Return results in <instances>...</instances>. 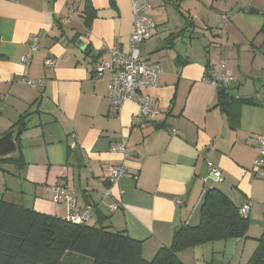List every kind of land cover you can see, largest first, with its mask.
<instances>
[{
  "label": "crops",
  "instance_id": "0c3cea01",
  "mask_svg": "<svg viewBox=\"0 0 264 264\" xmlns=\"http://www.w3.org/2000/svg\"><path fill=\"white\" fill-rule=\"evenodd\" d=\"M90 1L96 17L87 26L86 0H0V137L15 130L17 143L16 153L0 157L10 159L0 164V199L66 218L54 187L74 188L79 206L94 208L92 225L126 232L152 260L177 228L200 222L204 193L216 187L237 206L252 202L248 236L188 248L182 263L247 264L264 237V167L252 172L264 137V0H149L156 29L139 48L162 67L159 84L147 91L161 110L152 122L138 117L134 102L112 115L113 72L96 76L110 58L106 46L128 47L133 0ZM73 7L77 17H69ZM221 61L235 76L227 91L261 102L243 104L235 126L206 81ZM24 78L46 82L31 87ZM122 139L127 157L112 151ZM208 162L220 169V180ZM117 165L128 176L113 185Z\"/></svg>",
  "mask_w": 264,
  "mask_h": 264
},
{
  "label": "trees",
  "instance_id": "16d2710c",
  "mask_svg": "<svg viewBox=\"0 0 264 264\" xmlns=\"http://www.w3.org/2000/svg\"><path fill=\"white\" fill-rule=\"evenodd\" d=\"M96 10L86 0L85 23L90 26ZM264 31V26H263ZM172 35L168 42H173ZM218 103L235 126L243 104L255 98H237L218 89ZM21 129L24 120L15 126ZM10 161L1 158L0 164ZM249 215L219 188L205 191L200 222L177 228L170 246H163L152 260L143 256L142 242L110 225L75 224L65 218L41 213L22 204L0 199V264H183L180 253L209 241L248 236ZM247 264H264V237Z\"/></svg>",
  "mask_w": 264,
  "mask_h": 264
},
{
  "label": "built area",
  "instance_id": "2783aa9c",
  "mask_svg": "<svg viewBox=\"0 0 264 264\" xmlns=\"http://www.w3.org/2000/svg\"><path fill=\"white\" fill-rule=\"evenodd\" d=\"M151 3L149 0H133L134 24L127 49H122L116 45L106 46L105 51L110 55L109 59L103 60L96 68V76L102 78L108 70L113 72V76L108 81V94L111 100L112 115H116L126 102H134L138 105V117L147 122L155 121L161 113L156 99L148 93V89L159 84L162 67L159 62L151 61L143 57L139 45L148 41L153 36L156 29V22L149 15ZM78 11L75 7L71 9L69 17H77ZM227 21V20H226ZM32 50H37V38H32ZM31 56H22L24 63H29ZM55 59L48 58L45 64L49 67L55 66ZM23 81L31 87L44 85V79L24 78ZM206 81L217 89L230 87L235 76L228 67L226 61H221L218 68L212 67L206 76ZM113 152H120L125 157L128 156L127 140L122 139L112 146ZM257 157L253 162L252 172H258L264 167V137L258 138ZM211 174L216 180H220L221 171L213 162H208ZM128 176L127 168L124 165L114 166L109 175L111 184H117L122 178ZM112 191L105 190L104 195L108 196ZM79 192L67 186L54 187V201L67 207L68 214L66 220L75 224H87L91 222L94 208L87 206L82 209L78 202ZM181 203L180 199L176 200ZM252 202L245 201L240 206V212L248 216L252 210ZM121 207V203L115 202L111 205V210Z\"/></svg>",
  "mask_w": 264,
  "mask_h": 264
},
{
  "label": "water",
  "instance_id": "95a60500",
  "mask_svg": "<svg viewBox=\"0 0 264 264\" xmlns=\"http://www.w3.org/2000/svg\"><path fill=\"white\" fill-rule=\"evenodd\" d=\"M252 13H258V10L251 9ZM86 46L84 45V48ZM16 131L11 130L8 133L0 137V157H5L7 155L16 153L17 143L15 141Z\"/></svg>",
  "mask_w": 264,
  "mask_h": 264
}]
</instances>
